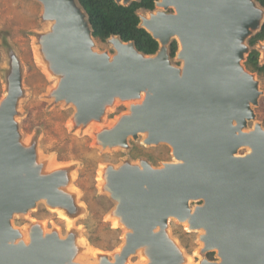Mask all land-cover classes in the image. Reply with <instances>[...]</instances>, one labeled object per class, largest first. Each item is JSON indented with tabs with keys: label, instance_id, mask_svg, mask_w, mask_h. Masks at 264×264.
Here are the masks:
<instances>
[{
	"label": "water",
	"instance_id": "1",
	"mask_svg": "<svg viewBox=\"0 0 264 264\" xmlns=\"http://www.w3.org/2000/svg\"><path fill=\"white\" fill-rule=\"evenodd\" d=\"M37 1L50 23L39 42L56 77L52 95L76 108L75 124L101 122L117 100H134L116 124L101 128L99 144L127 148L131 137L145 132L144 144L165 143L172 149L173 162L163 167L125 163L104 175V189L116 201L115 215L128 232L113 260L100 255L99 264H127L137 252L148 264H186L167 231L170 218H190L188 231L204 230L201 253L215 252L219 260L204 256L199 264H264V128L258 122L248 127L261 92L257 73L245 65L252 49L259 52L258 43L252 48L249 40L264 24V6L257 0H158L154 10L137 12L139 26L158 42V51L144 54L133 41L113 35L107 39L115 51L110 55L96 50L79 0ZM114 1L129 6L139 0ZM174 40L181 68L171 63ZM6 52L10 69L0 102V264H84L78 259L82 239L77 231L69 228L63 238L45 224H33L25 234L12 224L16 215H26L41 202L71 221L81 206L70 187V169L44 170L36 145L20 142L16 115L22 68L11 46ZM259 64H264L260 57ZM244 148L252 151L240 154ZM193 202L201 204L192 208Z\"/></svg>",
	"mask_w": 264,
	"mask_h": 264
},
{
	"label": "rangeland",
	"instance_id": "2",
	"mask_svg": "<svg viewBox=\"0 0 264 264\" xmlns=\"http://www.w3.org/2000/svg\"><path fill=\"white\" fill-rule=\"evenodd\" d=\"M141 12L146 15L144 10ZM49 24L43 20V5L37 0H0V102L6 93L5 75L10 69L6 46H11L22 68L23 93L16 115L20 142L29 148L36 145L37 162L44 170L58 167L70 169L74 177L70 187L78 196L81 210L71 221L72 227H68L67 221L58 212L41 202L26 215H16L12 224L25 234L33 224H45L49 230H57L63 238L70 229L75 230L82 239L79 241L82 246L79 261L99 264L100 255H107L113 260V254L124 243L125 235L121 226H114L113 218L119 219L114 212L117 203L106 188L100 189L99 173L104 170L103 175L106 176L110 168L117 169L125 163L139 164L142 161L160 168L164 163L173 162L172 149L165 143L146 145L142 136L137 139L131 137L127 148H103L97 138L101 128H109L117 117L128 111V106L119 100L107 110L101 122L75 124L76 108L63 100L57 101L52 95L56 77L49 72V64L39 42V35L46 31ZM256 47L260 52V62L264 63V40L259 41ZM96 50L110 55L115 53L108 41L96 40ZM171 63L175 67L183 66V60L177 55L171 58ZM255 76L261 95L258 105L253 106L255 119L248 126L251 129L256 122L264 128V73ZM246 152L247 148L239 151L240 154ZM198 204L201 203L193 202L191 206L193 208ZM167 231L173 241L179 242L184 259H191L192 264H199L204 256L212 261L219 260L215 252L201 253L199 231L186 230L175 218L169 219ZM142 260L141 252H137L129 256L127 264H142Z\"/></svg>",
	"mask_w": 264,
	"mask_h": 264
},
{
	"label": "trees",
	"instance_id": "3",
	"mask_svg": "<svg viewBox=\"0 0 264 264\" xmlns=\"http://www.w3.org/2000/svg\"><path fill=\"white\" fill-rule=\"evenodd\" d=\"M158 0H139L129 6L117 4L114 0H79V3L88 14L96 40L106 42L113 35L120 36L123 41H133L136 48L144 54H155L159 49L158 42L143 28L139 26L140 18L137 12L141 9L154 10ZM264 6V0H257ZM264 40V24L261 30L250 38L249 45L253 48L259 41ZM178 50L177 41L170 45V55L175 57ZM260 54L252 49L245 63L246 67L254 73H264V64H259ZM213 254H210V257ZM210 258V259H212Z\"/></svg>",
	"mask_w": 264,
	"mask_h": 264
},
{
	"label": "bare ground",
	"instance_id": "4",
	"mask_svg": "<svg viewBox=\"0 0 264 264\" xmlns=\"http://www.w3.org/2000/svg\"><path fill=\"white\" fill-rule=\"evenodd\" d=\"M159 7L161 8L162 6H160L159 5ZM163 8V7H162ZM143 94H145V93H143ZM142 99L144 100V96L142 97ZM138 100H140V99H138ZM142 100V101H143ZM135 101L134 100H128L127 102H126V104H132V103H134ZM118 120H114L113 121V123H112V125H114V124H116V122H117ZM142 136L144 137V138H146L147 136H148V134L147 133H145V132H143L142 133ZM248 150V152L247 153H250L251 151H252V149L250 148H248L247 149ZM104 169V168H103ZM103 173H104V170H101V172L99 173V175H100V177L101 178H99V180L98 181H100V189H103L104 187H105V183H106V179H105V177H104V175H103ZM55 211L57 212V208L55 209ZM59 215L64 219V220H66L67 221V226L68 227H70L71 226V224H72V222H71V219L68 217V216H66L65 214H63L62 212H59ZM110 217H113V215H110ZM114 219H118V218H113V222H114V226L115 227H117V226H121L124 230H125V232H128V230H127V228L126 227H128V225H124L119 219L118 220H115L114 221ZM180 222L185 226V228H186V230H191V227H190V218H187V219H185V220H180ZM201 234H204V230H198ZM176 243L179 245V242L176 240ZM203 244V243H202ZM203 246V245H202ZM121 249V248H120ZM119 249V250H120ZM142 249H144V248H142ZM142 261H144L142 264H148L150 261L147 259V258H145V257H143V260ZM186 264H192V260L190 259V260H188V262L186 263Z\"/></svg>",
	"mask_w": 264,
	"mask_h": 264
},
{
	"label": "flooded vegetation",
	"instance_id": "5",
	"mask_svg": "<svg viewBox=\"0 0 264 264\" xmlns=\"http://www.w3.org/2000/svg\"><path fill=\"white\" fill-rule=\"evenodd\" d=\"M214 259V258H213Z\"/></svg>",
	"mask_w": 264,
	"mask_h": 264
}]
</instances>
